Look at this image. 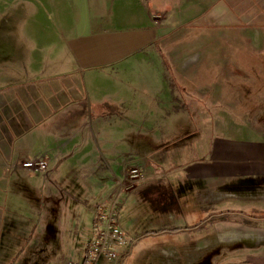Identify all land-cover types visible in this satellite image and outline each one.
<instances>
[{
	"label": "rangeland",
	"instance_id": "374dc122",
	"mask_svg": "<svg viewBox=\"0 0 264 264\" xmlns=\"http://www.w3.org/2000/svg\"><path fill=\"white\" fill-rule=\"evenodd\" d=\"M40 7V0H0V68L7 73L13 71L18 58L40 59L42 51L38 75L76 68L75 50L70 45L42 47L36 29L43 19ZM205 26L196 22L166 31L160 44L139 53L145 58L81 72V86L87 87L92 103L96 99L108 102L103 135L97 115L89 117L95 131L94 146L101 147L115 170L110 155L119 147L123 153L130 145L140 146L133 142L144 134L148 136L141 139L145 138L143 146L148 149L151 137H159L157 142L165 149V155L160 154L164 162L159 178L162 183H172L176 195L170 218H160L149 206L137 202L139 193L122 197L118 221L133 241L122 249L127 257L112 264H202L209 258L213 264H264V199L257 194L258 189L264 191V158L256 153L264 147V76L255 72L253 47L241 32ZM222 33L224 46H211ZM18 65L24 81L36 77L30 64ZM238 69L246 73L240 74ZM95 73L111 77L106 86L97 87L107 95L94 93L90 75ZM170 87L178 93L185 90L183 103L169 105ZM104 140L108 141V152ZM56 163L59 174L51 182L65 196L60 222L62 246L57 258L63 264L70 258L81 264L93 231L92 206L101 189L95 179L69 178L65 167ZM217 169L226 172L219 181L204 180L201 186L188 181ZM191 172L195 173L190 177ZM47 187L40 181L41 195ZM211 187L219 191H209V200H203L205 188ZM244 189L257 197L245 196ZM220 216L227 221L215 223ZM129 222L132 225L128 227ZM221 241L226 245L223 254L207 255L212 250L209 248ZM6 242L0 264L29 263L24 246L33 243L32 238L23 239L14 249L8 248L10 240ZM39 261H43L42 255Z\"/></svg>",
	"mask_w": 264,
	"mask_h": 264
},
{
	"label": "crops",
	"instance_id": "0c3cea01",
	"mask_svg": "<svg viewBox=\"0 0 264 264\" xmlns=\"http://www.w3.org/2000/svg\"><path fill=\"white\" fill-rule=\"evenodd\" d=\"M40 3L45 22L41 20L36 29L43 40L42 47L70 45L75 50L77 66L67 73L38 75L37 65L43 63L42 51L40 59L33 56L18 58L14 69L9 67L12 72L0 68V254L7 239L10 240L8 248L14 249L21 246L23 239L32 238L33 243L24 246L26 256H30L28 264H63L57 257L62 246L60 222L65 196L51 182L53 176L59 174L60 165L56 162L65 167L69 178L86 176L88 180L98 181L101 193L92 206L94 216L96 206L109 197L130 164L141 167L147 181L139 182L124 195L139 193L137 202L142 204L147 196L153 197L154 192L146 196L142 190L159 179L164 162L160 154L165 155V149L157 142L159 137H151L152 147L147 149L143 144L148 135L142 134L133 142L140 146L130 145L124 155L119 147L117 154L110 155L116 164L114 170L101 147L94 146L95 131L89 121L95 113L103 135V128L108 124V102L96 99L92 103L88 93L86 95L87 87L81 86V72L143 58L140 54L144 49L160 44L162 37L174 29L200 22L215 31L241 32L253 47L256 58L252 57V65L258 70L255 72L264 76V0H153V4L149 0H40ZM222 35L210 45L224 46ZM22 63L30 64L36 76L28 77V82L21 76L18 64ZM238 72L246 73L242 69ZM90 78L94 93L107 95L97 87L106 86L111 77L95 73ZM62 79L64 81L59 83ZM163 80L166 83L165 78ZM174 88H168L169 105L183 103L185 90L178 93ZM104 143L108 152V141L104 140ZM257 150L256 153L264 158V147ZM43 156L48 159L45 172H34L20 165L25 160ZM217 171L221 173H215ZM209 172L200 176L202 183L209 179L210 182L219 181L226 173L222 169ZM40 181L48 186L44 195L39 191ZM166 184L169 186L170 182ZM205 189L202 193L205 201L209 200V191H219L216 187ZM244 190L245 196L257 197L256 193ZM257 194L264 199L263 190L258 189ZM213 198L218 199L217 196ZM131 225L129 222L128 227ZM40 255L43 261H39ZM70 259L68 264L79 263Z\"/></svg>",
	"mask_w": 264,
	"mask_h": 264
},
{
	"label": "built area",
	"instance_id": "2783aa9c",
	"mask_svg": "<svg viewBox=\"0 0 264 264\" xmlns=\"http://www.w3.org/2000/svg\"><path fill=\"white\" fill-rule=\"evenodd\" d=\"M20 165L34 172H45L48 169V159L44 156L37 157L25 160ZM146 177V172L141 167L128 165L109 197L96 206L92 236L86 245L81 264H112L128 255L123 254L122 249L129 248L133 240L119 224L120 204L124 194Z\"/></svg>",
	"mask_w": 264,
	"mask_h": 264
},
{
	"label": "flooded vegetation",
	"instance_id": "af4514ba",
	"mask_svg": "<svg viewBox=\"0 0 264 264\" xmlns=\"http://www.w3.org/2000/svg\"><path fill=\"white\" fill-rule=\"evenodd\" d=\"M193 179L190 178V180L188 179L187 180L200 184L201 182L200 180L193 181ZM144 181L146 182L147 180H144ZM188 185L190 186L189 182H188ZM181 190L185 191V189H181ZM152 192H154L155 195L153 197H148L147 196L148 193H152ZM142 193H146V196H147L145 200L143 201V204H146L147 206H149V208L154 213H156L157 215H161L163 217H169L170 215L172 216L173 214L172 205L176 204V195H175V190L173 189L172 183H170L168 186L166 183H162L159 178L157 181H154L152 183L150 182L147 185H145L144 189L142 190ZM247 219H250V218H247ZM262 219H264V217ZM220 221H227V220H225L224 216L223 217L220 216V218H218L215 223L220 222ZM221 242L209 248L212 250L208 252L207 255H211V256H213L214 254H216L217 256L222 255L224 246L226 245L225 243L223 242L221 243ZM237 243L239 244V242ZM237 243H235V246L238 245ZM231 246H228V247H231ZM202 264H213V263L210 262V258H209L206 261L202 262Z\"/></svg>",
	"mask_w": 264,
	"mask_h": 264
},
{
	"label": "trees",
	"instance_id": "16d2710c",
	"mask_svg": "<svg viewBox=\"0 0 264 264\" xmlns=\"http://www.w3.org/2000/svg\"><path fill=\"white\" fill-rule=\"evenodd\" d=\"M180 90V89H179ZM183 90V89H182Z\"/></svg>",
	"mask_w": 264,
	"mask_h": 264
}]
</instances>
